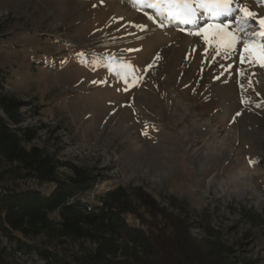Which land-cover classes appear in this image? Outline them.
Returning a JSON list of instances; mask_svg holds the SVG:
<instances>
[{
  "label": "rangeland",
  "instance_id": "374dc122",
  "mask_svg": "<svg viewBox=\"0 0 264 264\" xmlns=\"http://www.w3.org/2000/svg\"><path fill=\"white\" fill-rule=\"evenodd\" d=\"M167 2L0 0L4 88L40 106L23 123L37 129L35 145L163 206L174 196L220 229L231 260L264 264V228L244 216L264 221V63L243 51L261 30L264 0H233L237 11L216 22L239 37L227 57L215 30L206 43L145 6ZM239 8L254 14L246 33ZM208 16L198 11L197 28Z\"/></svg>",
  "mask_w": 264,
  "mask_h": 264
},
{
  "label": "trees",
  "instance_id": "16d2710c",
  "mask_svg": "<svg viewBox=\"0 0 264 264\" xmlns=\"http://www.w3.org/2000/svg\"><path fill=\"white\" fill-rule=\"evenodd\" d=\"M5 82L0 71V264L19 256L43 264H239L220 229L191 216L183 201L168 196L163 206L141 186L112 183L102 170L35 145L37 129L23 123L40 106ZM244 216L264 228L258 215Z\"/></svg>",
  "mask_w": 264,
  "mask_h": 264
},
{
  "label": "snow or ice",
  "instance_id": "6c2138e0",
  "mask_svg": "<svg viewBox=\"0 0 264 264\" xmlns=\"http://www.w3.org/2000/svg\"><path fill=\"white\" fill-rule=\"evenodd\" d=\"M233 0H168L165 7H161L157 3H148L145 6L154 8L158 13L163 15L167 13V17L172 21H180L183 24L192 25L196 30L194 32L197 36H204L207 43V37L211 30H215L219 37L218 43L223 47V55L225 57L231 54V49L238 43L239 37L229 31L230 25L228 23H216L221 16H231L237 11V7H232ZM200 9L205 10L209 14L207 21L203 27L197 28V15ZM239 11L244 15L236 21L238 31L246 33L251 23L253 13L245 8H239ZM260 31L254 32L249 39L243 41V51L247 53L259 52V58L264 63V19L257 21ZM261 38L260 44L257 45L256 37ZM244 57L241 56V62Z\"/></svg>",
  "mask_w": 264,
  "mask_h": 264
},
{
  "label": "built area",
  "instance_id": "2783aa9c",
  "mask_svg": "<svg viewBox=\"0 0 264 264\" xmlns=\"http://www.w3.org/2000/svg\"><path fill=\"white\" fill-rule=\"evenodd\" d=\"M34 258L37 259L36 256H34ZM37 260H38V259H37ZM38 263H39V264H43V262H42L41 260H38Z\"/></svg>",
  "mask_w": 264,
  "mask_h": 264
},
{
  "label": "bare ground",
  "instance_id": "6f19581e",
  "mask_svg": "<svg viewBox=\"0 0 264 264\" xmlns=\"http://www.w3.org/2000/svg\"><path fill=\"white\" fill-rule=\"evenodd\" d=\"M179 24H183V23L179 22Z\"/></svg>",
  "mask_w": 264,
  "mask_h": 264
}]
</instances>
